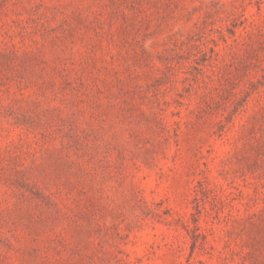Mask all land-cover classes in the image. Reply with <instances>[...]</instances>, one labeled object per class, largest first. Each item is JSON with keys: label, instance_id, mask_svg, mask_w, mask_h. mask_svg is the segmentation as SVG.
I'll return each instance as SVG.
<instances>
[{"label": "rangeland", "instance_id": "rangeland-1", "mask_svg": "<svg viewBox=\"0 0 264 264\" xmlns=\"http://www.w3.org/2000/svg\"><path fill=\"white\" fill-rule=\"evenodd\" d=\"M0 264H264V0H0Z\"/></svg>", "mask_w": 264, "mask_h": 264}]
</instances>
